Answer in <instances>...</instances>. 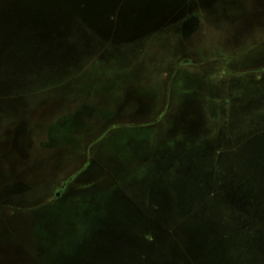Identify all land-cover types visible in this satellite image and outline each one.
<instances>
[{"label":"rangeland","instance_id":"obj_1","mask_svg":"<svg viewBox=\"0 0 264 264\" xmlns=\"http://www.w3.org/2000/svg\"><path fill=\"white\" fill-rule=\"evenodd\" d=\"M104 1H85L95 23ZM181 1L118 0V10L163 20ZM199 1L196 9L183 0L127 46L90 35L69 64L0 68V264L124 257L126 248L116 250L124 235L108 226L130 232L144 218L107 217L101 227L107 211L119 201L145 211L176 192L180 154L224 146L226 129L243 138L264 133V0ZM191 16L198 27L184 38ZM119 22L130 31L144 25L138 16Z\"/></svg>","mask_w":264,"mask_h":264},{"label":"water","instance_id":"obj_2","mask_svg":"<svg viewBox=\"0 0 264 264\" xmlns=\"http://www.w3.org/2000/svg\"><path fill=\"white\" fill-rule=\"evenodd\" d=\"M43 4L48 9V13L42 14L38 12L35 15H38V17L40 15H51L55 20L56 26L53 29L56 32L64 31L66 35L62 40L49 39L45 40L46 42L44 41V45H36L33 43L40 42L41 40L36 37L35 33L41 32V30L44 31L40 19L29 20L25 13L11 5L10 0H0V68L4 64L23 66V64L44 61V64L47 65L45 62L57 63L59 60L68 61L66 63L69 64V60H72L75 55L80 54L81 48L91 41L92 38L90 37L100 36L103 40H108V37L102 35L104 31L107 34L106 30H100L98 24L91 19L89 21L86 17H82V15L80 17V11H78V7L81 5L80 0H45ZM182 4L183 0L178 4H172L166 10L169 11V15H173L176 11L174 8ZM182 12L184 13V11ZM137 16L143 19V27L134 28V31L130 32L117 31L115 37L125 36L126 38L122 40L126 39V43H130L143 37L144 34L156 30L162 23L168 20H158L159 18L156 19L150 16L148 12L138 14ZM137 16L122 15L119 19ZM197 22L198 19L191 16L182 24L181 28L184 38L195 32ZM120 26L124 28L122 24ZM53 29L51 30L53 31ZM116 41L112 42V44H117ZM65 94H69L70 96L78 95L77 92L70 88H67ZM188 131L192 132L193 130L189 129ZM259 135L261 137L259 138V142L256 143L258 144L256 152L259 157H264V133ZM191 136L193 135L191 134ZM194 137H197L196 133ZM192 157L193 151H187V153H181L175 162L177 164L175 168H178L177 171L180 175L178 190L174 193H164L160 198L153 200L162 208V214H158L155 220H152L155 221V224L151 225L149 219L150 208L142 211L138 207H132V205H126V203H121L120 201L115 208L109 210V214L108 211L105 213L104 225H101V227L107 225V217L110 218V221L114 219L116 221V219H125L127 216V218L131 219V222L143 217L144 224L142 226L135 224L136 227H133V230L130 232L122 228L123 226L120 223H113L111 226H108L114 232L119 229L120 235H124L122 243L120 242L116 246V250L117 252H122L124 251L123 248H126V253H124V257H120L109 252V256H105L102 264H189V260L194 264H264V259L252 255L244 245H242L243 247L233 246L225 254L215 251L213 242L201 240L209 234L208 228L194 222V218H187L183 215L187 208L178 203V200L182 196L189 195L186 191L188 185H185L183 182L187 179L189 180L192 173L193 167L188 164ZM112 204L109 205L111 206ZM214 221L217 224L216 230L218 228H227L229 224L223 225L217 216L214 217ZM99 229L100 231L102 230L101 228ZM170 231L172 232L169 233ZM103 234L105 235V233ZM146 235L152 236L154 243H148L145 239ZM231 244L233 242L229 245ZM84 247H81V249L87 253L88 248ZM240 253L243 254L240 255ZM141 255L145 256L144 260L141 259ZM73 257L74 254L65 255L64 258L56 257L52 260V264H73L75 260L78 261L76 264H84L86 262H80L78 259L73 260Z\"/></svg>","mask_w":264,"mask_h":264},{"label":"trees","instance_id":"obj_3","mask_svg":"<svg viewBox=\"0 0 264 264\" xmlns=\"http://www.w3.org/2000/svg\"><path fill=\"white\" fill-rule=\"evenodd\" d=\"M80 1L81 5L78 7L80 17L82 15L87 20L93 21V18L86 14L89 10L87 3L85 4L86 0ZM10 2L25 13L29 20L39 18L42 22L44 31L35 33L41 41L33 44L44 45L45 40L65 38L64 31L56 32L53 29L56 26L51 15L39 17L35 15L38 12L48 13V9L43 4L45 0H10ZM104 3L105 9L96 17L100 30L107 31V34L104 31L102 35L108 37V43L117 40L116 42L121 43V46H127L126 39L122 40L126 38L125 36L115 37L117 31L130 32L122 28L119 23L121 20L119 17L127 15L124 10H118L124 6L120 7L118 0H105ZM100 21L103 22V26L100 25ZM251 134L243 138V135L235 136L230 129H226L219 136V138H227L224 146L219 143L192 148L193 170L189 180L182 181L190 186L186 189L189 195L182 196L178 203L187 208L183 213L185 217L194 218V222L208 228L209 234L201 240L213 242L215 251L225 254L233 246L244 245L252 255L264 259V157H259L256 152L257 138L261 135ZM226 155L231 157L227 158ZM149 212V219L153 225L155 221L152 220H155L158 214H162V208L153 201ZM216 216L223 225L229 223L228 227L216 230L217 224L214 221ZM145 239L148 243H154L150 235H146ZM231 242L233 244L229 245ZM141 259L144 260L145 256L141 255ZM189 264L194 263L189 260Z\"/></svg>","mask_w":264,"mask_h":264},{"label":"flooded vegetation","instance_id":"obj_4","mask_svg":"<svg viewBox=\"0 0 264 264\" xmlns=\"http://www.w3.org/2000/svg\"><path fill=\"white\" fill-rule=\"evenodd\" d=\"M195 1V8L197 9V8H202L205 4L203 3V2H200L199 0H194ZM207 3V2H206ZM245 11L243 12V21H242V23H244L245 21H246V17H245ZM247 21H249V20H247ZM196 27H198V22L196 23ZM197 29V28H196ZM126 45H128V43H125ZM116 45H120L121 46V43H117ZM260 72H261V70H260ZM259 73V72H258ZM256 74V73H255ZM81 172V171H80ZM78 173V175L79 174H81V173ZM70 180L71 179H67L65 182H63V183H61L59 186H56V188H55V191H54V193H53V196H54V198H57L58 196H60L62 193H63V191L65 190V188L67 187V185H68V183L70 182ZM54 189V188H53Z\"/></svg>","mask_w":264,"mask_h":264}]
</instances>
